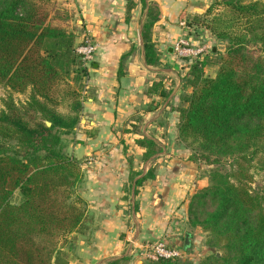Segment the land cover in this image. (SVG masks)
<instances>
[{
    "label": "trees",
    "instance_id": "trees-1",
    "mask_svg": "<svg viewBox=\"0 0 264 264\" xmlns=\"http://www.w3.org/2000/svg\"><path fill=\"white\" fill-rule=\"evenodd\" d=\"M141 2L148 5L142 32L146 59L156 66L151 32L160 9L154 1ZM136 5L127 0V12ZM218 7L211 29L225 42L221 65L207 76L205 60L191 62L186 82L193 90L178 108V139L194 161L219 166L231 160L235 170L247 165L259 172L264 170V1L215 0L189 26L207 22ZM78 25L69 0H0V82L19 92L31 88L29 99L17 102L9 95L0 107V264H69L74 233L87 220L88 205L79 194L84 174L66 153L63 138L73 133L83 109L86 68L75 49ZM141 143L146 160L162 150L152 138ZM154 171L150 168L136 187ZM233 176L215 168L209 184L190 200L188 225L207 231V245L215 249L196 264H264V194ZM16 190L23 196L20 203L11 202ZM189 246L184 241L176 247ZM143 264L193 263L180 255Z\"/></svg>",
    "mask_w": 264,
    "mask_h": 264
},
{
    "label": "crops",
    "instance_id": "crops-1",
    "mask_svg": "<svg viewBox=\"0 0 264 264\" xmlns=\"http://www.w3.org/2000/svg\"><path fill=\"white\" fill-rule=\"evenodd\" d=\"M69 1L79 23L75 42L90 35L98 44L84 64L80 122L64 138L66 153L80 162L79 194L88 205L69 264H104L125 255L130 258L124 264H140L139 251L148 244L180 246L190 200L209 184L206 165L192 160L191 149L178 139V108L193 90L186 75L194 60L179 57L174 44L183 36L194 45L207 40V33L196 35L202 27L188 22L205 16L215 0H149L160 9L151 32L156 66L147 63L142 36L148 5L137 0L128 13L127 0ZM204 71L217 73L208 62ZM145 138L162 146L147 160ZM150 168L154 177L136 187Z\"/></svg>",
    "mask_w": 264,
    "mask_h": 264
},
{
    "label": "rangeland",
    "instance_id": "rangeland-1",
    "mask_svg": "<svg viewBox=\"0 0 264 264\" xmlns=\"http://www.w3.org/2000/svg\"><path fill=\"white\" fill-rule=\"evenodd\" d=\"M264 1V0H262ZM136 8V7H135ZM220 8H216L215 11H213L212 14H210V17L207 18V22H204L205 19H201V22H199L197 25L201 26L202 29L199 31H196V35L198 36L200 32H203L204 34L207 33V40H205L203 42L204 45L207 46L208 51H206V55L207 56H201L203 60H205L206 62H208L211 66H213L215 69H219L220 65H221V56L225 50V42L224 41H220L217 40L212 29L211 26L214 24V13L216 12V14H218L221 10H219ZM143 14V11L141 13V16ZM77 45V43L75 42V46ZM193 45V44H192ZM196 45H200V44H196ZM212 50H216V53H212ZM199 59V58H198ZM201 59V60H202ZM200 60V59H199ZM90 63H87L86 65H89ZM84 65V63H83ZM77 67V66H76ZM75 75V73H74ZM210 76V75H208ZM30 89L31 88H27L26 91L24 92H19V91H14L11 90L10 87L6 86L4 83L0 82V107L2 106V101L4 98H6L9 95H12L13 98L17 101V102H22L25 101L27 99H29L30 97ZM66 135H63V138H65ZM231 160L227 161L224 164H221L219 166H213V165H209L204 163V165H206V172H207V176H208V180H211V174L212 171L217 168L220 169L223 172H227V173H234V176L232 177V180L236 181L237 179H241L242 181H246L248 183V185L250 186L252 191H259L260 193L264 194V170H261L259 172H255L254 168L251 167L249 168L247 165H244V167L240 170L237 169L235 170V166H233L231 164ZM249 173V175L251 174V178H245L244 177V173ZM200 191V190H199ZM23 200V196L21 194L20 190H16L11 198V202L12 203H20ZM188 217H187V221H186V226L188 225ZM190 232L191 233V238H190V246L187 249H182V253H181V259L183 261H187V262H191L193 264L198 263L204 256H206L207 254L211 253L212 251H215V249L210 248L207 245V231H205L200 225L192 227L190 225L187 226V233ZM185 241V237L181 238L180 241V246L182 247V245L184 244ZM140 258V264H143V262H147L148 259L142 258L141 255H139Z\"/></svg>",
    "mask_w": 264,
    "mask_h": 264
},
{
    "label": "built area",
    "instance_id": "built-area-1",
    "mask_svg": "<svg viewBox=\"0 0 264 264\" xmlns=\"http://www.w3.org/2000/svg\"><path fill=\"white\" fill-rule=\"evenodd\" d=\"M185 24V22H183ZM192 41L188 36H183L174 44V50L179 57H186L192 60H197L199 57L204 56L208 51L207 46L203 43L200 45H192ZM98 44L90 36L85 35L79 43L75 46L76 52L81 55L84 62L90 63L97 50ZM181 249L176 246H169L165 241H157L148 244L140 249L139 254L145 259H158V258H172L180 256Z\"/></svg>",
    "mask_w": 264,
    "mask_h": 264
},
{
    "label": "water",
    "instance_id": "water-1",
    "mask_svg": "<svg viewBox=\"0 0 264 264\" xmlns=\"http://www.w3.org/2000/svg\"><path fill=\"white\" fill-rule=\"evenodd\" d=\"M190 237H191V234L190 233H186V235H185V247L190 245Z\"/></svg>",
    "mask_w": 264,
    "mask_h": 264
}]
</instances>
